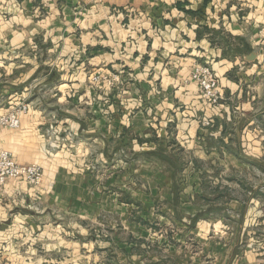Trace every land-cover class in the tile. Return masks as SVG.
Listing matches in <instances>:
<instances>
[{
	"label": "crops",
	"instance_id": "crops-1",
	"mask_svg": "<svg viewBox=\"0 0 264 264\" xmlns=\"http://www.w3.org/2000/svg\"><path fill=\"white\" fill-rule=\"evenodd\" d=\"M111 25L119 45L107 31ZM46 54L75 60L84 54L93 70L96 65L128 69L131 85L142 88L143 95L129 102L104 89L97 98L93 93L87 112L78 113L59 112L67 100L52 96L57 113L52 126L60 134L56 139L70 135L76 151L98 143L105 154L114 142L122 145L129 137L137 148L147 142L152 152L166 150L163 140L167 150L196 149L200 155L182 162L191 176L180 188L173 170L126 181L114 174L104 180L89 178L58 153L50 156L53 142L45 136L49 111L44 105L49 100L38 97L39 106L22 116L19 127L1 131L0 148L23 163L41 162L42 182L30 186L15 178L1 184L0 219L17 208H64L65 201L66 213L88 219L113 216L104 247L119 248V264H264V250L251 241L256 223L243 220L252 215L264 222V208L256 207L253 194L245 200L210 194L209 169L198 168L202 162L230 165L238 150L264 153V130L255 126L264 118L255 107L263 98L258 88L264 79V0H0V65L23 57V63L13 66L35 68L39 62L30 56ZM196 62L209 64L219 78L222 97L217 104L201 97L194 82H184ZM69 66L61 58L57 62V69L70 71ZM73 66L74 74L80 69ZM247 80L257 89L251 97L243 93ZM12 84L24 88V83ZM237 120L248 122L234 141L227 126ZM144 162L151 172L158 167ZM155 210L170 216L180 230L160 233ZM3 225L8 226L0 222L1 232ZM116 230H123L126 238H115Z\"/></svg>",
	"mask_w": 264,
	"mask_h": 264
},
{
	"label": "rangeland",
	"instance_id": "rangeland-1",
	"mask_svg": "<svg viewBox=\"0 0 264 264\" xmlns=\"http://www.w3.org/2000/svg\"><path fill=\"white\" fill-rule=\"evenodd\" d=\"M108 23L110 24V21ZM107 31L112 33L114 41L119 45L116 29L112 28L111 25L107 28ZM224 43L226 44L225 40ZM45 45L51 46V44ZM60 58L61 61L68 62L70 66L73 63L74 69L80 70L73 74L70 66V71L65 68L57 69V62ZM60 58H57L56 54L31 55L30 59L32 61L35 59L34 61L43 64L42 68L39 67V63L35 68L34 65L29 68L23 65L14 67L13 62L15 66H18V64L23 63V57H18L15 61L10 60V65H0V114L10 111L22 102L28 103L29 108L32 106L38 107V97H42V99L45 97L49 100L44 104L49 111L45 136L49 140L52 139L53 142L52 145L50 144L52 147L49 150L52 153L50 156H55L58 153L59 158L65 157V160L71 164L75 172H84L85 175L88 173L89 178H99L100 180H104L106 176L112 174L116 177L122 175L125 181L135 180V178L144 179L147 174L158 172L162 176L173 170L174 180L180 188L184 178L191 176L190 168H188V165L187 167L183 165L182 162L188 163L189 159L198 157L200 152H196V149L176 148L170 151L171 149L167 150L166 148L169 145L168 142L160 140V145L166 146V150L152 152L147 149V147L149 148L147 142L143 146L141 145L142 147L137 148L129 137V140L122 139V145L118 140L116 143L114 142L115 145L105 154L102 146L98 143H94V149L88 147L85 150L76 151V146L72 145L67 139L70 135L65 140L62 138L60 140L56 139V136L60 134L56 130V125L52 126L55 124L57 116L54 100H50L52 96H62L67 100L59 112L68 113L87 112L89 105L93 104V95L95 94L96 98L99 94L103 95L102 91L104 89L110 90L114 98H120V96L129 98V102L135 101V97L142 98L143 96L141 94L142 88L131 85L133 73L128 69H107L109 67L107 65H96L95 70H93L94 65L87 62L84 54L77 56L76 60L69 58L67 55ZM5 60L7 61V59ZM113 63H115V60ZM88 64L90 68H88ZM198 64L207 65L213 70L209 64L196 62L192 65L184 82H194L197 85L198 94L201 95L199 85L191 79V71ZM213 72L215 73L214 70ZM62 77L64 79L61 80ZM12 82L24 83V88L15 87ZM43 84H46V86ZM104 84L109 88H105ZM248 84V80L243 81V93L245 96L251 97L253 90L257 89L251 88L253 86L251 83V87ZM258 90L263 98L256 102L255 107L264 114V79ZM155 92L159 96L163 95L162 89L155 88ZM89 98H91V102H89ZM247 122L248 120H237L235 124L227 126V128L234 131V141L240 139L239 132L244 129ZM255 126L264 130V118L255 123ZM61 136L63 137V135ZM62 147L66 149H60ZM135 149L139 151L135 153ZM253 152L249 149L233 152L235 157H233L232 164L226 166H214L204 162L198 163L199 169H203V167L209 169L206 191L215 196L219 194L222 197L225 195L227 199L240 198L241 200H245L248 195L253 194L256 207L264 208V153L257 154ZM165 153L168 155L166 156ZM107 159H111V162L108 163ZM145 160L158 164L154 172H151V169L147 166L142 165ZM36 163L41 164L39 161H36ZM137 183L139 186L141 185L138 180ZM127 186H130V184ZM62 205L64 208H61L58 204H54V206L47 209L32 207L28 212H22L20 208H17L9 216L4 215L1 217L0 222L8 224V226L3 225L6 229L3 232L0 231V264H119L118 259L121 256L119 248L117 246L113 248L104 247L105 243L110 240L109 226L111 225L110 221L114 223L113 216L102 213L95 218L88 219L87 215L81 217L64 212V210H68L65 201ZM155 211L159 214H155L153 218L156 224L161 223V225H157L158 229H161L160 233L166 234L167 232L180 230L178 223L170 216L162 214L158 210ZM135 218L138 220V216H135ZM218 218L220 216L217 215L213 219ZM247 219L250 223H256L257 226L251 239L252 246L259 251L264 250L262 248L264 222L252 215L243 220L247 221ZM113 236L118 239L126 238L123 230L114 231ZM245 239H249V236L245 235ZM148 249L151 250V248Z\"/></svg>",
	"mask_w": 264,
	"mask_h": 264
},
{
	"label": "built area",
	"instance_id": "built-area-1",
	"mask_svg": "<svg viewBox=\"0 0 264 264\" xmlns=\"http://www.w3.org/2000/svg\"><path fill=\"white\" fill-rule=\"evenodd\" d=\"M191 79L199 85L202 97L213 104L218 103L222 91L216 73L209 66L196 65L191 71ZM29 110V104L22 102L10 111L0 114V133L5 128L19 127L22 116ZM15 178H23L28 185L38 186L43 178L42 167L36 162H20L12 152L0 148V185Z\"/></svg>",
	"mask_w": 264,
	"mask_h": 264
}]
</instances>
